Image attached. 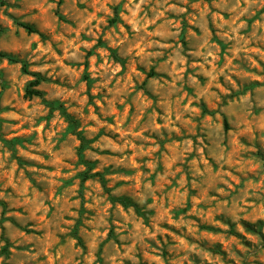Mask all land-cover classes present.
I'll return each mask as SVG.
<instances>
[{"label": "rangeland", "instance_id": "374dc122", "mask_svg": "<svg viewBox=\"0 0 264 264\" xmlns=\"http://www.w3.org/2000/svg\"><path fill=\"white\" fill-rule=\"evenodd\" d=\"M0 52V264H264V0H0Z\"/></svg>", "mask_w": 264, "mask_h": 264}, {"label": "trees", "instance_id": "16d2710c", "mask_svg": "<svg viewBox=\"0 0 264 264\" xmlns=\"http://www.w3.org/2000/svg\"><path fill=\"white\" fill-rule=\"evenodd\" d=\"M21 26L24 27L27 31L29 32H34L35 31V28L29 24H26V23H21ZM0 56L1 57H5L7 58L8 60L10 61H16V57L12 56V55H9V54H6V53H3V52H0ZM22 68L23 70H26V65H25V62L23 63L22 62ZM39 77H36L35 79H33L27 89H26V92H25V95L28 96V97H32V96H39V97H43V92L38 89V88H34L36 87L38 84H39ZM32 87V88H31ZM46 103L48 105H50L51 107H55V102H51V101H46ZM82 145H83V142H82ZM87 163V162H85ZM95 175V174H94ZM83 176L84 178H88V177H91L92 175L91 174H87V172H84L83 173ZM7 264V263H6Z\"/></svg>", "mask_w": 264, "mask_h": 264}]
</instances>
